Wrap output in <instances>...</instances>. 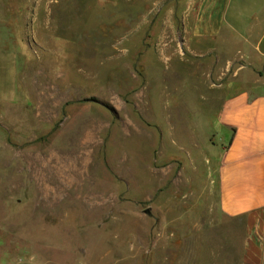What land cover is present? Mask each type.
<instances>
[{
	"label": "rangeland",
	"instance_id": "obj_1",
	"mask_svg": "<svg viewBox=\"0 0 264 264\" xmlns=\"http://www.w3.org/2000/svg\"><path fill=\"white\" fill-rule=\"evenodd\" d=\"M185 8L0 0V264H244L209 173L221 99L264 92V58L189 51Z\"/></svg>",
	"mask_w": 264,
	"mask_h": 264
},
{
	"label": "crops",
	"instance_id": "obj_2",
	"mask_svg": "<svg viewBox=\"0 0 264 264\" xmlns=\"http://www.w3.org/2000/svg\"><path fill=\"white\" fill-rule=\"evenodd\" d=\"M184 2L181 25L189 51L198 55L195 41L212 40V46L201 54L206 57L217 50L218 44L213 43L227 36L250 45L264 58V0ZM243 53L240 50L238 56L246 58ZM246 60L247 66L240 69L254 66L250 57ZM216 86L229 88L224 81ZM230 90L221 99L218 117L224 133L209 178L217 187L221 212L243 221L244 264H264V92H255L251 86Z\"/></svg>",
	"mask_w": 264,
	"mask_h": 264
},
{
	"label": "bare ground",
	"instance_id": "obj_3",
	"mask_svg": "<svg viewBox=\"0 0 264 264\" xmlns=\"http://www.w3.org/2000/svg\"><path fill=\"white\" fill-rule=\"evenodd\" d=\"M50 166V165H49ZM74 167V166H73ZM55 170V169H54ZM64 170H65V175H67L68 177L69 176H72L73 175V172H76L77 170L76 169H74V168H72V166L71 165H65L64 166ZM63 172V171H62ZM41 191L43 192V193H46V194H52V188L51 187H49V186H47V185H44V186H42V189H41Z\"/></svg>",
	"mask_w": 264,
	"mask_h": 264
}]
</instances>
